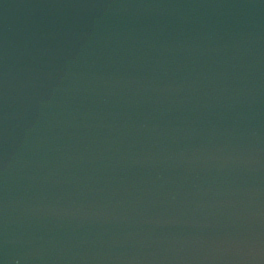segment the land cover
I'll use <instances>...</instances> for the list:
<instances>
[{
	"label": "water",
	"instance_id": "95a60500",
	"mask_svg": "<svg viewBox=\"0 0 264 264\" xmlns=\"http://www.w3.org/2000/svg\"><path fill=\"white\" fill-rule=\"evenodd\" d=\"M0 264H264V0H0Z\"/></svg>",
	"mask_w": 264,
	"mask_h": 264
}]
</instances>
